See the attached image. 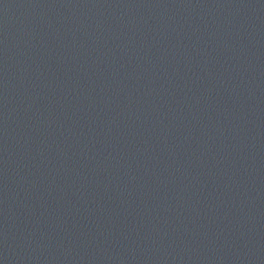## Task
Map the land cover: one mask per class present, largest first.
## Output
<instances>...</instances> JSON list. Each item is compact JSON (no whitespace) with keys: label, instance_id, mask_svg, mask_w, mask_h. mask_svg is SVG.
<instances>
[{"label":"water","instance_id":"obj_1","mask_svg":"<svg viewBox=\"0 0 264 264\" xmlns=\"http://www.w3.org/2000/svg\"><path fill=\"white\" fill-rule=\"evenodd\" d=\"M0 264H264V0H0Z\"/></svg>","mask_w":264,"mask_h":264}]
</instances>
